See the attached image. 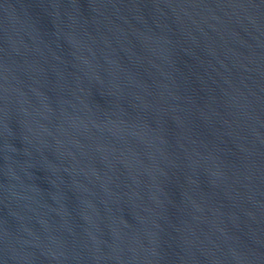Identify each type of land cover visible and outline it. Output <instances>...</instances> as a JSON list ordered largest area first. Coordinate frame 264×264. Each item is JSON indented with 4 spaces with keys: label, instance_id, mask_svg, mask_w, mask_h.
<instances>
[{
    "label": "water",
    "instance_id": "obj_1",
    "mask_svg": "<svg viewBox=\"0 0 264 264\" xmlns=\"http://www.w3.org/2000/svg\"><path fill=\"white\" fill-rule=\"evenodd\" d=\"M0 264H264V0H0Z\"/></svg>",
    "mask_w": 264,
    "mask_h": 264
}]
</instances>
